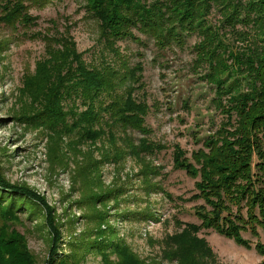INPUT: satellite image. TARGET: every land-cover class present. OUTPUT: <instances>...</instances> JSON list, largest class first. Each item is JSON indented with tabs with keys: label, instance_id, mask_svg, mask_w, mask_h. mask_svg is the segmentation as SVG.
Returning a JSON list of instances; mask_svg holds the SVG:
<instances>
[{
	"label": "rangeland",
	"instance_id": "1",
	"mask_svg": "<svg viewBox=\"0 0 264 264\" xmlns=\"http://www.w3.org/2000/svg\"><path fill=\"white\" fill-rule=\"evenodd\" d=\"M26 5L35 18L27 25L11 26L0 9V179L7 183L0 185L3 264H13L9 260L14 257L29 263L31 255L38 264H118L110 243L118 238L142 258L161 260L164 238L182 234L187 224L198 230L192 236L212 249L213 264H263L264 253L257 245L264 247L261 226L258 235L243 231L251 246L225 236L217 227H201L212 220L213 202L218 200L199 189L203 174L193 153L204 147L223 120L208 76L216 72L214 81L222 77L225 83L235 79L201 60L196 45L203 37L194 34L184 44L164 48L135 31L142 41L120 43L131 66L144 65L145 88L138 95L151 107L150 138L166 147L142 155L147 166L128 153L106 159V143H78L51 133L43 125L48 116L37 101L42 91L38 63L53 49L46 37H57L71 25L79 51L88 61L95 60L98 21L87 13L86 0ZM208 17L219 25L223 14L213 8ZM230 39L233 45L235 37ZM177 145L197 172L177 167ZM234 202L229 200L225 211L247 215V209ZM104 230L105 244L97 248L92 239Z\"/></svg>",
	"mask_w": 264,
	"mask_h": 264
},
{
	"label": "trees",
	"instance_id": "2",
	"mask_svg": "<svg viewBox=\"0 0 264 264\" xmlns=\"http://www.w3.org/2000/svg\"><path fill=\"white\" fill-rule=\"evenodd\" d=\"M27 1L45 4L49 0H0V9L11 26L34 23L31 21L35 18L27 12ZM86 1L87 13L99 23L98 55L91 61L84 57L71 25L57 37H46L53 49L47 51L48 56L37 67L42 80L37 101L41 112L48 116L43 125L51 133L78 143L108 144L106 159L128 153L147 166L142 155H152L166 145L150 138L153 130L147 117L151 107L144 96L138 95L145 88L144 65L137 62L131 66L120 43L128 39L142 41L135 31L143 32L164 48L172 43L184 44L188 36L201 35L202 41L196 45L201 60L217 70L224 69L226 76L235 77L225 83L222 77L214 81L216 72L208 76L215 90L213 102L223 120L205 139L204 147L193 153L203 174L199 189L203 195L218 200L213 202L212 209L216 211L212 220L201 227H217L225 236L251 246L243 231L258 235L257 226L264 229V0ZM213 8L223 14L219 25L208 17ZM231 37H235L233 45ZM237 43L239 46L234 49ZM136 133L141 137L135 139ZM174 162L178 168L197 172L179 145ZM0 185L7 183L0 179ZM231 199L235 205L245 207L247 215L227 213ZM105 231L92 239L97 248L105 244ZM193 231L198 232L187 224L182 234L167 235L161 260L142 258L121 238L110 243L118 264H213L212 249L206 241L192 236ZM257 245L264 253L263 244ZM5 257L0 249V264ZM12 259L9 262L13 264H38L33 255L29 263Z\"/></svg>",
	"mask_w": 264,
	"mask_h": 264
}]
</instances>
